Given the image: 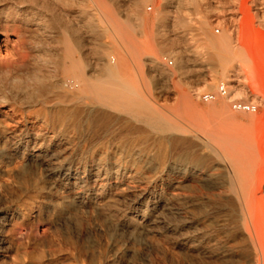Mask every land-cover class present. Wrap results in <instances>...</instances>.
I'll list each match as a JSON object with an SVG mask.
<instances>
[{
	"label": "bare ground",
	"instance_id": "obj_1",
	"mask_svg": "<svg viewBox=\"0 0 264 264\" xmlns=\"http://www.w3.org/2000/svg\"><path fill=\"white\" fill-rule=\"evenodd\" d=\"M61 1L69 6L75 2L0 0V157L8 159L0 186L14 178L27 185L33 182V174L39 176L36 185L53 177L62 181L65 173L70 192H89L99 184L97 194L108 201H116L120 191L133 188L136 196L127 203L130 207L144 203L143 215L151 206L169 204L174 247L185 245L189 253H209L221 260L218 264H229L228 256L233 254L241 256L240 264H264V119L255 113L230 111L224 103L218 104L220 99L200 108L191 92H186L183 101L191 119L162 116L123 69L120 45L102 41L92 49L94 61L77 57L81 42L72 19L64 20L68 14L61 10ZM89 1L102 18L110 16L101 0ZM185 1L193 3L200 39L216 49L211 59L226 75L241 53L227 31L220 36L211 31L213 2L222 4L223 0H133L129 14L145 28L156 20L161 35L175 30V37L160 45L170 51L168 41L183 44L174 56V66L182 72L191 60ZM231 2L234 12L246 16L242 31L256 19L264 25V0ZM83 11L87 12L86 7ZM90 30L100 31L93 24ZM137 46L138 41L135 50ZM134 60H140L139 53ZM150 60L157 70L169 71L157 56ZM91 65L98 69L95 77L86 74ZM140 73L137 67L134 76ZM198 77L204 86L215 89L214 82L202 74ZM132 121L148 124L150 131L114 133L112 124ZM253 124L261 134V151L254 147ZM153 131L172 134L164 142L133 141L155 138ZM19 148L16 160L19 153L11 154V149ZM63 199L65 207L78 203L69 194ZM31 205L25 202L20 208L23 217H29ZM200 225L214 229L202 231ZM196 230L198 234L193 233ZM2 231L0 227V245L7 242ZM19 231L17 225L12 228V232ZM45 231L38 224L34 227L37 236ZM216 240L224 243L207 251ZM44 254L39 251L35 256Z\"/></svg>",
	"mask_w": 264,
	"mask_h": 264
},
{
	"label": "rangeland",
	"instance_id": "obj_2",
	"mask_svg": "<svg viewBox=\"0 0 264 264\" xmlns=\"http://www.w3.org/2000/svg\"><path fill=\"white\" fill-rule=\"evenodd\" d=\"M223 1L222 4L213 2L214 10L209 14L211 31L217 36L227 31L233 37L235 50L241 53L229 65L230 71L226 75L217 61L211 59L216 49L200 39L199 16L190 1H185L183 15L189 18L191 25L188 44L191 60L182 72L177 71L174 66V56L183 44L168 41L170 51L160 45L164 39L174 38L175 30L168 29L163 35L159 34L156 20L145 28L138 18L129 14L133 0H101L110 14L106 20L89 0H75L73 6L61 1V10L68 14L64 20L72 19L75 23L76 34L81 42L77 57L82 61H94L92 49L102 41L120 45L124 54L123 69L139 84L141 94L162 116L174 119L177 115L185 120L191 119L183 105L186 92H191L197 106L206 109L209 102L202 101L198 94L215 91L221 81H226L234 85L229 87L232 98L258 101L260 107L255 114L264 119V25L256 19L254 24H249L248 30L242 31L240 26L246 21V16L234 12L231 0ZM85 7L86 13L83 11ZM91 24L97 25L100 31L92 32ZM2 37L1 34L0 38ZM136 41L137 51L134 47ZM136 53L140 54L137 62L134 60ZM153 56L166 63L169 71L157 70V66L150 60ZM169 60H173L174 64L169 65ZM137 67L141 68V73L134 76ZM86 74L95 77L98 69L91 65L86 68ZM198 74L214 82L215 89L204 86ZM232 78L233 81H228ZM238 91L242 93L238 94ZM221 103L233 111L227 99H220L218 104ZM112 128L114 133L126 135L137 133L138 130L150 131L148 124L140 121H132L128 125L112 124ZM252 132L254 147L261 151L263 143L257 125H252ZM150 133L155 138L133 141L164 142L163 138L172 134L169 131ZM11 151L14 155L19 153L16 159L19 160L22 148ZM7 160L0 157L1 179L5 178L2 170L8 165ZM261 161L264 162V159ZM46 165L47 162H44V166ZM32 177L33 182L27 185L22 183V179L14 178L7 185L0 186V227L2 234L7 235V242L0 245V264H218L221 261L209 253H189L185 245L174 247L171 229L174 216L169 204L164 207L151 206L149 213L143 215L146 207L144 203L136 207H130L127 203L130 202L129 198L136 196L133 188L120 191L116 201H108L105 196L97 194L99 184L89 192H70V185L67 184L69 179L65 178V173L62 174V181L53 177L42 183L39 181L38 185L35 180H39V176L33 174ZM75 177L78 176H71L72 179ZM139 183L147 185L142 180ZM53 184L59 185L61 190ZM66 194L71 195L78 202L77 205H62ZM25 202H32L29 217H23L20 210ZM36 224L40 231L45 229V233L40 232L37 236L34 232ZM15 225L20 228L18 233L12 232ZM200 227L202 231L214 229L205 225ZM199 231L193 233L198 234ZM215 243L209 244L206 250H216V245L224 242L216 240ZM39 251H44V257L35 256ZM122 255L123 258L120 259ZM228 259L229 264H240L241 256L233 254Z\"/></svg>",
	"mask_w": 264,
	"mask_h": 264
},
{
	"label": "built area",
	"instance_id": "obj_3",
	"mask_svg": "<svg viewBox=\"0 0 264 264\" xmlns=\"http://www.w3.org/2000/svg\"><path fill=\"white\" fill-rule=\"evenodd\" d=\"M219 32V30H217ZM169 65H173L174 61L169 60ZM199 98L204 102L217 101L219 99H229L230 107L236 112L256 113L259 110L260 103L258 101H247L243 99L231 98L229 84L226 81H221L215 91L199 93Z\"/></svg>",
	"mask_w": 264,
	"mask_h": 264
}]
</instances>
